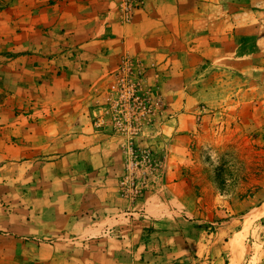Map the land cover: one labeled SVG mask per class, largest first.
<instances>
[{
    "label": "crops",
    "instance_id": "1",
    "mask_svg": "<svg viewBox=\"0 0 264 264\" xmlns=\"http://www.w3.org/2000/svg\"><path fill=\"white\" fill-rule=\"evenodd\" d=\"M120 1L7 0L0 8V264H149L167 249L173 254L178 232L159 221L138 229L107 221L126 208L118 188L123 154L95 129L91 112L123 57L139 59L165 98L206 101L213 114L215 103L233 101L240 122L243 111L253 117L239 130L257 128V100L244 81H264L262 71L257 77L264 46L240 41L257 42V9L230 0H145L124 20ZM211 64L238 80L207 96L200 81L183 76ZM192 116L182 112L165 132L180 139Z\"/></svg>",
    "mask_w": 264,
    "mask_h": 264
},
{
    "label": "rangeland",
    "instance_id": "2",
    "mask_svg": "<svg viewBox=\"0 0 264 264\" xmlns=\"http://www.w3.org/2000/svg\"><path fill=\"white\" fill-rule=\"evenodd\" d=\"M6 2L0 0V8ZM230 2H243L248 6L247 10L257 9V26L260 24L262 28L257 33V42L251 38L240 41L247 47L254 43L264 46V0ZM260 71L264 75V68H257V77L261 75ZM184 78L185 81L191 78L200 81L207 96L216 90L223 92L225 86L231 87L238 80L233 72L212 64L195 72L185 69ZM146 80L162 99L159 102L160 114L146 125L147 132L139 140H134V145L138 146L136 153L144 150L150 163L136 170L132 191L125 194L124 187L118 182L119 194L126 199V208L119 211V215H108L111 218L107 221L123 220L122 224H133L136 229L145 221H159L161 229L170 228L178 232L170 241L175 247L173 254L168 253V249L165 254L158 250L161 256L155 257L151 263L148 257L141 256L140 259L149 261V264H165L164 260L170 254L174 258L167 264H264V81L257 79L256 87L250 86L251 81H244L247 95L255 96L257 100V128L247 126L240 131L239 123L250 125L253 117H244L243 111L240 122L236 114L240 106L236 102L215 103V113H207L203 108L207 106L206 101L193 100L196 102L188 103L191 105L176 103L165 98L147 77ZM107 81L109 83L110 78ZM191 93V90L187 92L186 100L190 101L188 95ZM105 95L103 91L92 107L91 115L97 112ZM253 106L254 103L247 102L245 109L251 107L252 110ZM184 111L193 115L194 124H189L191 127L186 131L181 130L183 137L174 139L172 133L165 132V127L171 123L175 129ZM95 129L107 134L110 125ZM108 136L113 138L123 154L125 141L112 133ZM172 158L182 162L167 168ZM125 160L123 155L121 179L126 173ZM158 202L163 203L160 208L157 207ZM156 210H160L162 215L154 212ZM174 211H177L176 215ZM173 220L180 223L177 225ZM121 234L124 237L123 232ZM166 237L168 240L170 234Z\"/></svg>",
    "mask_w": 264,
    "mask_h": 264
},
{
    "label": "built area",
    "instance_id": "3",
    "mask_svg": "<svg viewBox=\"0 0 264 264\" xmlns=\"http://www.w3.org/2000/svg\"><path fill=\"white\" fill-rule=\"evenodd\" d=\"M145 0H121L119 9L121 17L127 20L134 9L141 7ZM145 67L139 59L129 56L122 58L120 63L109 73L110 82L106 87L102 104L98 105L97 112L92 113V124L100 128L110 125L107 134H113L125 141L122 149L126 160L124 162L126 173L120 180L126 194L131 190L132 183L136 181L139 167L150 163L146 153H136L134 140H139L155 116L160 114L161 97L147 84ZM147 132V131H146Z\"/></svg>",
    "mask_w": 264,
    "mask_h": 264
}]
</instances>
